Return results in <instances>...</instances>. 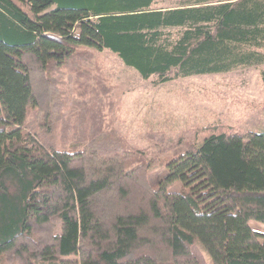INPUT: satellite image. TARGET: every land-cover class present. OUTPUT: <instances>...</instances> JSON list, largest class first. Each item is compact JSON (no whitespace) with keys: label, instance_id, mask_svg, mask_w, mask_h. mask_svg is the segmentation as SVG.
<instances>
[{"label":"trees","instance_id":"obj_1","mask_svg":"<svg viewBox=\"0 0 264 264\" xmlns=\"http://www.w3.org/2000/svg\"><path fill=\"white\" fill-rule=\"evenodd\" d=\"M155 2L0 0V264H202L195 241L208 264H264V129L192 127L154 184L145 151L99 153L104 122L56 136L53 73L86 75L89 49L154 83L264 66V0Z\"/></svg>","mask_w":264,"mask_h":264},{"label":"rangeland","instance_id":"obj_2","mask_svg":"<svg viewBox=\"0 0 264 264\" xmlns=\"http://www.w3.org/2000/svg\"><path fill=\"white\" fill-rule=\"evenodd\" d=\"M181 1L156 0L153 6H174ZM89 50L91 56L80 60V65L90 70L86 75L78 78V71L71 67L62 73L63 82H59L60 72L53 73L57 80L48 87L50 99L46 108L52 120L62 118L56 136L67 137L66 141L70 136L91 133L92 122L95 127L104 122L103 129L113 134L111 138L97 139L99 153L110 154L122 145L145 151L151 160L150 184L163 174V161L183 148L184 138L181 143L179 138L185 137V131L192 127L223 123L237 130L264 129L263 65L154 83L152 77L143 79L109 49ZM95 93L93 101L101 102V113L90 107L83 109L79 104L92 100ZM74 100L79 104L77 108H73ZM88 115L95 116L94 121L89 123ZM252 224L264 229L263 224ZM192 249L202 264L210 263V256L199 241L194 242Z\"/></svg>","mask_w":264,"mask_h":264}]
</instances>
